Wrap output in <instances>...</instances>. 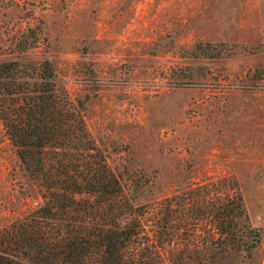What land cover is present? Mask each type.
Listing matches in <instances>:
<instances>
[{"label": "rangeland", "instance_id": "rangeland-1", "mask_svg": "<svg viewBox=\"0 0 264 264\" xmlns=\"http://www.w3.org/2000/svg\"><path fill=\"white\" fill-rule=\"evenodd\" d=\"M11 58L52 62L133 204L199 184L217 203L237 183L250 252L200 220L147 264H264V0H0ZM42 202L0 118V225Z\"/></svg>", "mask_w": 264, "mask_h": 264}, {"label": "trees", "instance_id": "trees-1", "mask_svg": "<svg viewBox=\"0 0 264 264\" xmlns=\"http://www.w3.org/2000/svg\"><path fill=\"white\" fill-rule=\"evenodd\" d=\"M35 42L30 35L15 46L24 52ZM0 118L43 198L0 225V264H147L182 232L197 236L200 220L233 248L250 252L259 243L256 229H239L247 215L237 183L217 203L199 184L133 204L47 58L0 60Z\"/></svg>", "mask_w": 264, "mask_h": 264}]
</instances>
